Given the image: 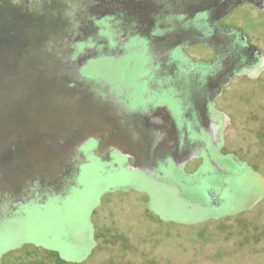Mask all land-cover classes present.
<instances>
[{
    "label": "flooded vegetation",
    "instance_id": "af4514ba",
    "mask_svg": "<svg viewBox=\"0 0 264 264\" xmlns=\"http://www.w3.org/2000/svg\"><path fill=\"white\" fill-rule=\"evenodd\" d=\"M215 1L212 8H219L218 5L226 0ZM244 3L256 10L257 16L264 15V10L244 1L221 16L216 14L219 9H210L207 13L158 15L147 20L122 17L93 21L90 34L83 42L71 46L68 57L58 54L46 60L56 73L46 82L50 95L91 98L113 112L137 118L139 124L135 125L147 140L154 126L149 127L141 119L158 115L153 124L165 122V130L173 134L176 144L169 146V151L161 157H156L154 173L151 168L133 171L130 168L134 162L132 158L109 148L103 151L98 142L90 140L80 149L77 164L62 180L58 193L36 196L16 208L1 206L0 229L19 218V208L31 204L38 209L34 212L41 216L49 200L64 198L76 187L80 168L94 158L106 165L102 174L109 179H115L120 169L140 174L139 185H131L124 191L143 193L149 212L162 222L189 225L194 222L190 221L192 215L204 214L205 219H218L250 209L264 194V177L258 174L257 165H247L235 153L228 151L225 134L232 125V117L225 109L228 105L225 103L224 107L219 102L224 97V88L235 77L254 81L264 73V53L252 41L254 36L264 32V20L259 28L254 24L244 28L239 24V15L233 18L234 11ZM129 54L141 59L132 83L120 85L107 80H89L82 74L83 68L92 61L102 57L117 61ZM135 66L134 62L129 63L131 69ZM135 125L131 127L136 128ZM193 161L196 164L187 169ZM154 187L169 190L175 198L179 195L188 205L181 207L180 214L175 216V201L158 195ZM120 188L112 187L110 190ZM183 191L210 196V202L200 204L191 201ZM84 203L78 204L82 209L64 208L48 214L40 220L45 222V226L31 227L26 225L28 221H23L25 226L16 230L29 238L12 245L3 244L0 264L4 254L21 245L48 250L55 248L60 264H87L93 255L96 239L91 221L94 207L84 208ZM21 216L23 219L28 217L27 214ZM73 216L85 222L78 230L82 235L80 243L70 248L66 221ZM5 234L6 231L0 240L8 239V234ZM117 259L121 261L119 255Z\"/></svg>",
    "mask_w": 264,
    "mask_h": 264
},
{
    "label": "water",
    "instance_id": "95a60500",
    "mask_svg": "<svg viewBox=\"0 0 264 264\" xmlns=\"http://www.w3.org/2000/svg\"><path fill=\"white\" fill-rule=\"evenodd\" d=\"M244 1L264 10V0H226L219 8H212L215 0H0V207L24 205L37 193H58L90 140L103 151L132 158L133 171L154 173L157 158L176 144L165 122L153 124L158 115L141 119L154 126L147 140L137 118L91 98L50 95L46 82L56 73L46 60L67 56L90 34L93 21L210 9L221 16Z\"/></svg>",
    "mask_w": 264,
    "mask_h": 264
},
{
    "label": "rangeland",
    "instance_id": "374dc122",
    "mask_svg": "<svg viewBox=\"0 0 264 264\" xmlns=\"http://www.w3.org/2000/svg\"><path fill=\"white\" fill-rule=\"evenodd\" d=\"M233 14V18L239 15V24L244 28L252 24L259 28L264 20V15L257 16V11L245 3ZM252 41L264 53V32L254 36ZM140 61L133 54L117 61L102 57L90 62L82 74L89 80L128 84L136 78ZM131 62L136 65L132 69L129 67ZM223 92L224 97L219 102L224 107L225 103L228 105L229 110L225 109L232 117V125L225 134L226 147L247 165H257L258 174L264 177V73L254 81L235 77ZM195 164L191 162L187 169ZM105 167L96 158L82 166L76 187L64 198L49 200L43 207L42 217L39 212H34L38 209L33 204L19 208L20 220H11L8 227L0 229V238L5 231V235L8 234V239L0 240V249L3 244L12 245L29 238L16 230L25 226L23 221H28L26 225L31 227L45 226L40 220L48 214L64 208L82 209L78 204L83 201L84 208L94 207L91 221L96 246L87 264H264V194L250 209L237 215L218 219H205L204 214L192 215L190 221L194 222L189 225L162 222L149 212L143 193L124 191L131 185H139L140 174L120 169L115 179H109L102 174ZM112 187L121 188L111 191ZM154 189L158 195L175 201V216L180 214L181 207L188 205L177 192L175 198L169 190ZM183 192L189 200L200 204L211 199L200 192ZM22 214L28 217L23 219ZM84 222L77 216L66 221L70 248L80 243L82 235L78 230ZM55 251V248L21 245L4 254L1 264H60ZM118 255L121 261H118Z\"/></svg>",
    "mask_w": 264,
    "mask_h": 264
},
{
    "label": "trees",
    "instance_id": "16d2710c",
    "mask_svg": "<svg viewBox=\"0 0 264 264\" xmlns=\"http://www.w3.org/2000/svg\"><path fill=\"white\" fill-rule=\"evenodd\" d=\"M66 178H67V177H66ZM49 194H50V193H47V192H46V193H42V194H38V193H37V194L35 195V197H36V196H39V197H40V196H43V197H44V196H47V195H49ZM52 194H53V193H52Z\"/></svg>",
    "mask_w": 264,
    "mask_h": 264
}]
</instances>
